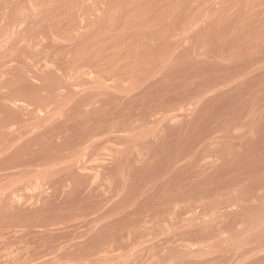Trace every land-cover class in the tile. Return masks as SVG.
Wrapping results in <instances>:
<instances>
[{"label":"rangeland","instance_id":"obj_1","mask_svg":"<svg viewBox=\"0 0 264 264\" xmlns=\"http://www.w3.org/2000/svg\"><path fill=\"white\" fill-rule=\"evenodd\" d=\"M0 264H264V0H0Z\"/></svg>","mask_w":264,"mask_h":264}]
</instances>
